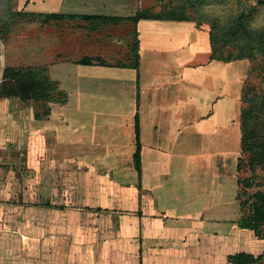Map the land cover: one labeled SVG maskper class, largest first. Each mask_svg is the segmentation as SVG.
Wrapping results in <instances>:
<instances>
[{
  "label": "crops",
  "instance_id": "1",
  "mask_svg": "<svg viewBox=\"0 0 264 264\" xmlns=\"http://www.w3.org/2000/svg\"><path fill=\"white\" fill-rule=\"evenodd\" d=\"M34 2L23 11L36 18L35 42L21 53L64 97L36 114L0 97V264H228L237 252L261 254L264 241L238 225L244 60H211L208 30L193 20L134 21L138 0L22 8ZM24 168L34 171L30 206Z\"/></svg>",
  "mask_w": 264,
  "mask_h": 264
},
{
  "label": "rangeland",
  "instance_id": "2",
  "mask_svg": "<svg viewBox=\"0 0 264 264\" xmlns=\"http://www.w3.org/2000/svg\"><path fill=\"white\" fill-rule=\"evenodd\" d=\"M22 1L24 0H0V47L2 50L0 88L1 90L6 91L5 93L9 92V86H12L13 91L17 90L16 86H21V81H11L12 85L3 84L2 72L5 67L9 65H13L14 68H21L20 66L27 65H33L32 67H37L39 69L42 67L41 64H39L40 66H35L39 61L29 59L32 55L21 53V51L26 52V48L31 49V44L35 42L34 24L36 22L34 13H25L23 9L33 11L37 9L35 2L26 8H22ZM138 3L140 6L139 11L144 15L151 17L158 15L163 18L173 16L183 17L187 20H193L205 30L209 31L210 29L215 33L226 31L232 25L234 20L242 15L247 30L251 33L248 32L251 39L255 40L256 44L258 40L261 42L264 40V0H138ZM5 38L7 39V46H3L5 45ZM26 43L28 46L24 45ZM20 46H25L24 50H20ZM228 48H231V45L227 46V49ZM21 56L28 57L29 60H24ZM243 60L247 64L248 69L255 64L252 60ZM42 71L47 74L45 68H43ZM38 78L41 80V83H45L43 85V88L45 87L47 90V97L45 99L22 100L16 96H9L28 102L29 111L34 114H36L37 110H42L41 107H43L44 111L46 110V100L61 101L64 97L58 79H54L50 76ZM238 111L237 108V124L239 115ZM10 112L15 114L13 110H8L4 115L10 116ZM0 115L3 116V109L0 110ZM249 156V153L239 150L236 159V176L237 179L247 178V181L250 183V187L247 188L248 195L243 196V198L247 197L250 202L252 201L251 196L255 191L264 189V170L259 166H255L252 169L248 162ZM3 166L7 168L8 165ZM6 175H8L7 172H5L3 176ZM21 176L28 180L25 189L28 193L27 204L30 206L35 196L34 171L29 168H24L21 172ZM3 182L4 180L2 179L0 185ZM3 195L4 194L0 189V198H2ZM249 204L250 203L245 206V215L249 213ZM239 214L241 213L239 212ZM262 229L264 230V227H262ZM258 264H264V259Z\"/></svg>",
  "mask_w": 264,
  "mask_h": 264
},
{
  "label": "trees",
  "instance_id": "3",
  "mask_svg": "<svg viewBox=\"0 0 264 264\" xmlns=\"http://www.w3.org/2000/svg\"><path fill=\"white\" fill-rule=\"evenodd\" d=\"M191 1V0H187ZM50 18L52 15L49 16ZM141 18H156V19H170V20H187L183 17H159L148 16L137 12L132 18L138 21ZM247 30L243 16H238L232 25L224 32H212L209 29V43H210V59L223 62L234 60L248 59L255 62L253 66L247 69L244 78L241 93H240V112H239V129H240V150L249 153V164L253 169L259 166L264 170V40L261 42L251 39ZM251 34V33H250ZM231 48L227 49V46ZM138 46L137 40L133 41V58L134 67H137L138 62ZM260 53V54H259ZM88 60H83L86 63ZM90 63V61H89ZM47 76L42 69L37 67H5L2 72V82L4 85H12L11 81H21V86H16L17 90L13 91L12 86H9V92L1 90L0 97L16 96L22 100L36 99L43 100L47 96V90L41 83L38 77ZM24 86V87H22ZM3 88V87H2ZM6 89V88H4ZM13 92V93H11ZM53 101L46 100L45 102ZM44 102V101H43ZM135 140L136 151L133 154L135 167L139 171V143H138V116H135ZM237 195L240 217L238 225L241 228H246L253 231L254 235L264 240V189L255 191L249 202L247 188L250 183L246 179H237ZM249 204V213L245 215V206ZM244 213V214H243ZM228 264H258L264 259V250L261 254L254 256L251 253L244 251L228 255Z\"/></svg>",
  "mask_w": 264,
  "mask_h": 264
},
{
  "label": "water",
  "instance_id": "4",
  "mask_svg": "<svg viewBox=\"0 0 264 264\" xmlns=\"http://www.w3.org/2000/svg\"><path fill=\"white\" fill-rule=\"evenodd\" d=\"M0 75H1V49H0Z\"/></svg>",
  "mask_w": 264,
  "mask_h": 264
}]
</instances>
